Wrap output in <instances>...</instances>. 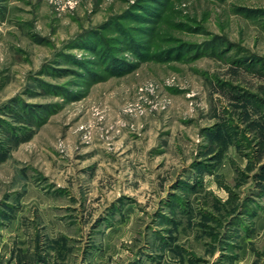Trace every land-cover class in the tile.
<instances>
[{
	"label": "rangeland",
	"instance_id": "rangeland-1",
	"mask_svg": "<svg viewBox=\"0 0 264 264\" xmlns=\"http://www.w3.org/2000/svg\"><path fill=\"white\" fill-rule=\"evenodd\" d=\"M262 163L264 0H0L20 264H264Z\"/></svg>",
	"mask_w": 264,
	"mask_h": 264
},
{
	"label": "trees",
	"instance_id": "trees-1",
	"mask_svg": "<svg viewBox=\"0 0 264 264\" xmlns=\"http://www.w3.org/2000/svg\"><path fill=\"white\" fill-rule=\"evenodd\" d=\"M125 33H127V32H125ZM92 38V36H90V39ZM126 39V38H125ZM126 41H128L129 43L131 42V40H130V38H129V36H127V39H126ZM99 47V48H98ZM113 47H116V46H113V45H111V42H109V41H107V40H104L103 41V43L102 42H98V46H96L95 47V49L97 50V49H101V51L102 52H104L105 53V55H107V56H103V58H105L106 57V60L108 61L111 57V61H114V62H119V60L118 59H120V57H115V56H112L111 54H112V52H115V50H114V48ZM116 55V54H115ZM83 65H85V64H83ZM39 124V123H38ZM15 136L19 139L20 137H22V136H19L18 134H15ZM23 138H21V139H19V140H22ZM4 155V154H3ZM259 168L261 169V171H262V169L264 168V163H262V164H260L259 165ZM261 190H260V192H264V186H262L261 188H260ZM264 194V193H263Z\"/></svg>",
	"mask_w": 264,
	"mask_h": 264
},
{
	"label": "crops",
	"instance_id": "crops-1",
	"mask_svg": "<svg viewBox=\"0 0 264 264\" xmlns=\"http://www.w3.org/2000/svg\"><path fill=\"white\" fill-rule=\"evenodd\" d=\"M10 244L6 243V244H2L0 245V254H6L9 258H8V262L7 264H20L18 258H16V256H11V249H10ZM21 247L23 248V252L26 253V251L30 250V246L28 244H24L21 245ZM32 249V248H31ZM32 251V250H31ZM97 264H103L101 262H98ZM131 264H148L145 261H143L142 259L140 260H135L133 261Z\"/></svg>",
	"mask_w": 264,
	"mask_h": 264
}]
</instances>
